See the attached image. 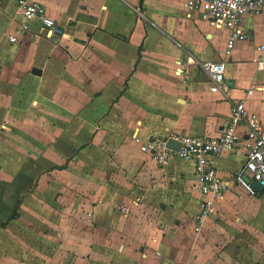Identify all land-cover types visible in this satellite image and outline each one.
Masks as SVG:
<instances>
[{
    "label": "crops",
    "instance_id": "1",
    "mask_svg": "<svg viewBox=\"0 0 264 264\" xmlns=\"http://www.w3.org/2000/svg\"><path fill=\"white\" fill-rule=\"evenodd\" d=\"M185 1L42 0L63 29L47 38L38 23L18 33L16 0H0V127L19 134L0 140L24 145L18 166L0 169V192H12L0 200V264H264V190L234 180L243 144L212 158L227 189L198 230L205 196L193 162L140 148L216 136L240 99L264 124V10L242 16L248 36L226 52L228 29ZM217 59L225 86L212 91L199 63ZM32 131L41 152L26 147ZM70 189V216L51 212L62 199L45 192Z\"/></svg>",
    "mask_w": 264,
    "mask_h": 264
},
{
    "label": "built area",
    "instance_id": "2",
    "mask_svg": "<svg viewBox=\"0 0 264 264\" xmlns=\"http://www.w3.org/2000/svg\"><path fill=\"white\" fill-rule=\"evenodd\" d=\"M185 7L188 11L199 10L203 18L213 25L227 28L226 52H230L238 40L248 36L241 28L242 16L264 10V0H186ZM12 21L17 23V32L21 34L32 31L34 23L41 26L47 38L61 36L63 33L62 27L47 13L42 0H16ZM9 39L11 42L18 41L13 34L9 35ZM199 65L207 73L212 91L225 86L223 60H205ZM257 66L262 68L264 60L258 58ZM238 126L245 127L243 132L236 130ZM170 139L177 142L178 146H169ZM239 144L245 147V158L234 180L248 193L255 195L260 190L253 186V182H257L264 190V124L257 114L246 109L243 99L234 102L229 120L216 136L175 133L147 140L141 143L140 148L149 152L158 162L172 156L193 162L194 171L200 178V191L205 196L195 227L198 230L204 215L214 211V199L222 197L227 189V183L218 175L212 158L226 151L236 152Z\"/></svg>",
    "mask_w": 264,
    "mask_h": 264
},
{
    "label": "rangeland",
    "instance_id": "3",
    "mask_svg": "<svg viewBox=\"0 0 264 264\" xmlns=\"http://www.w3.org/2000/svg\"><path fill=\"white\" fill-rule=\"evenodd\" d=\"M6 133H8L10 135L12 133L19 135L17 133V131H15L13 129L11 132H6V130L4 128L0 127V137H3V135ZM20 135L22 136V138H19V139L23 140V138H24L23 134H20ZM32 135H33V138L31 139V143H27L26 147H28V149H30L31 151H34V152L43 151V143H40L39 141H36L34 139V138L40 139V136H38L39 132L38 131H35V132L32 131ZM41 139H42V137H41ZM1 142H2V140H0V169L7 168V164H10V166H12V168L18 166L19 160L16 158L17 157V150H23L24 145L23 144H13L10 146V145H7V144L1 143ZM12 148H14V149H12ZM8 156L12 157L13 159H8L7 158ZM34 167H36V165L34 164V161H32V168H34ZM0 178L2 180L6 179V177H1V176H0ZM31 178L32 179H31V182H29V184L31 185V189H34L35 185L37 184V177L32 175ZM48 178L49 177H43V182L45 181V179H48ZM71 178H72V175H65L64 177H61V180H64L66 184L71 185L73 183V182H71ZM0 182H4V181H0ZM45 193L48 195L49 199H52V202H54V201L57 202V197H55L56 194L58 195V197H60V199H62V200H60V202H58L57 205H56V203H54V205H52L51 212L54 211V213H55V211H58V213L60 215H62V212H63L65 215L70 216V214L72 212L70 210H65L63 207H61V205L65 204V201H67V200L70 201L72 199L71 198L72 196H75V193L71 189L68 191H65V192L59 191L56 193L55 191H50V192L48 191ZM11 194H12L11 191L0 192V200L6 201L5 204L8 205L9 204L8 197ZM14 194L19 195V193H14ZM36 194L40 195L39 190L36 192ZM41 198L43 199V196ZM69 205H71V204L68 203V206ZM1 208H3V207H0V218H4L5 217L4 213L1 210H5V209H1ZM14 214H16L15 211H14L13 215Z\"/></svg>",
    "mask_w": 264,
    "mask_h": 264
},
{
    "label": "water",
    "instance_id": "4",
    "mask_svg": "<svg viewBox=\"0 0 264 264\" xmlns=\"http://www.w3.org/2000/svg\"><path fill=\"white\" fill-rule=\"evenodd\" d=\"M140 5H142V0H140ZM32 72H33V73H34V72H39V70H37V69L34 68V69L32 70ZM168 145H169V146H172V147H176V146H178V143L175 142L174 140L170 139V140L168 141ZM253 186L256 187L258 190H262V186L259 185L257 182H253Z\"/></svg>",
    "mask_w": 264,
    "mask_h": 264
}]
</instances>
